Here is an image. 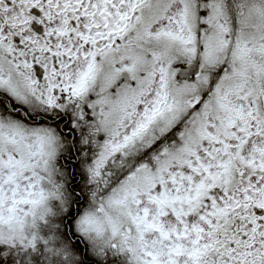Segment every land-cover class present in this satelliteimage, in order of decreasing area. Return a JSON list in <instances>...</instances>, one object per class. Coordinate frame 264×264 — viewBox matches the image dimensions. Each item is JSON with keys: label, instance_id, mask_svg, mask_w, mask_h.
<instances>
[{"label": "snow or ice", "instance_id": "1", "mask_svg": "<svg viewBox=\"0 0 264 264\" xmlns=\"http://www.w3.org/2000/svg\"><path fill=\"white\" fill-rule=\"evenodd\" d=\"M0 264H264V0H0Z\"/></svg>", "mask_w": 264, "mask_h": 264}]
</instances>
